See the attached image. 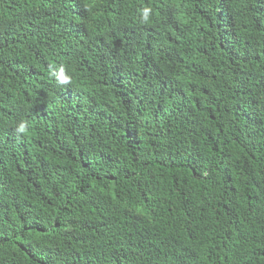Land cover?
Segmentation results:
<instances>
[{
  "label": "trees",
  "instance_id": "16d2710c",
  "mask_svg": "<svg viewBox=\"0 0 264 264\" xmlns=\"http://www.w3.org/2000/svg\"><path fill=\"white\" fill-rule=\"evenodd\" d=\"M0 264H264V0H0Z\"/></svg>",
  "mask_w": 264,
  "mask_h": 264
},
{
  "label": "clouds",
  "instance_id": "9594fccd",
  "mask_svg": "<svg viewBox=\"0 0 264 264\" xmlns=\"http://www.w3.org/2000/svg\"><path fill=\"white\" fill-rule=\"evenodd\" d=\"M20 131H24L25 130V125H23V124H21V126H20V129H19Z\"/></svg>",
  "mask_w": 264,
  "mask_h": 264
}]
</instances>
